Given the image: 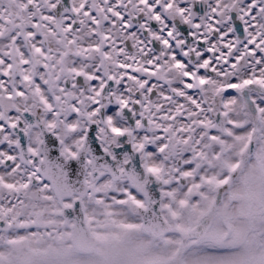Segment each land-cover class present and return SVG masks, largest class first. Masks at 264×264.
<instances>
[{
    "label": "snow or ice",
    "instance_id": "snow-or-ice-1",
    "mask_svg": "<svg viewBox=\"0 0 264 264\" xmlns=\"http://www.w3.org/2000/svg\"><path fill=\"white\" fill-rule=\"evenodd\" d=\"M0 264H264V0H0Z\"/></svg>",
    "mask_w": 264,
    "mask_h": 264
}]
</instances>
